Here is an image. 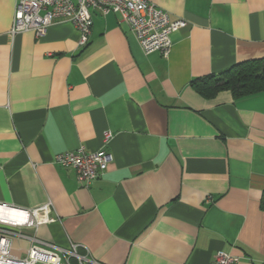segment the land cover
<instances>
[{
	"label": "crops",
	"instance_id": "obj_1",
	"mask_svg": "<svg viewBox=\"0 0 264 264\" xmlns=\"http://www.w3.org/2000/svg\"><path fill=\"white\" fill-rule=\"evenodd\" d=\"M150 1L185 21L166 58L94 9L84 46L66 19L11 36L15 0H0V203L33 209L24 231L75 243L82 264H211L217 251L264 264V90L192 84L264 57V0ZM101 147L112 160L88 186L55 161ZM29 245L15 237L11 253Z\"/></svg>",
	"mask_w": 264,
	"mask_h": 264
},
{
	"label": "built area",
	"instance_id": "obj_2",
	"mask_svg": "<svg viewBox=\"0 0 264 264\" xmlns=\"http://www.w3.org/2000/svg\"><path fill=\"white\" fill-rule=\"evenodd\" d=\"M93 9L102 15L108 12L116 13L119 20L129 27L145 54L159 52L164 58L170 51V34L185 24L183 19H172L166 10L150 0H15L13 22L9 32L13 36L31 30L36 36H42L50 24L59 19H66L72 22L79 32V46H84L91 31ZM109 137L110 133L106 132L103 137L104 144ZM111 160L112 155L104 147L92 152L79 148L55 155L58 164L74 168L77 181L84 186H88ZM5 210L11 211L13 215H4ZM39 223L33 209L0 203V264H61L59 252L77 256L79 264L88 260L76 254L75 243H71L70 249H61L41 241L34 232L24 231V228L36 229ZM15 237L28 239L30 242L23 257L11 253L12 239ZM237 262L238 257L231 253L217 251L211 264Z\"/></svg>",
	"mask_w": 264,
	"mask_h": 264
},
{
	"label": "trees",
	"instance_id": "obj_3",
	"mask_svg": "<svg viewBox=\"0 0 264 264\" xmlns=\"http://www.w3.org/2000/svg\"><path fill=\"white\" fill-rule=\"evenodd\" d=\"M193 86L204 96L229 90L234 96L252 94L264 90V57L236 63L216 74L197 78ZM264 209V194L261 199Z\"/></svg>",
	"mask_w": 264,
	"mask_h": 264
},
{
	"label": "bare ground",
	"instance_id": "obj_4",
	"mask_svg": "<svg viewBox=\"0 0 264 264\" xmlns=\"http://www.w3.org/2000/svg\"><path fill=\"white\" fill-rule=\"evenodd\" d=\"M3 214L4 215H9V216H12L13 215L12 212L9 211V210H5Z\"/></svg>",
	"mask_w": 264,
	"mask_h": 264
}]
</instances>
